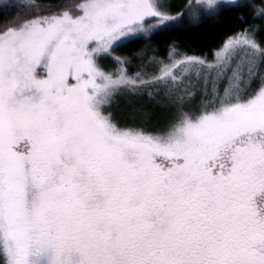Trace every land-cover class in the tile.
Segmentation results:
<instances>
[{"label":"snow or ice","instance_id":"obj_1","mask_svg":"<svg viewBox=\"0 0 264 264\" xmlns=\"http://www.w3.org/2000/svg\"><path fill=\"white\" fill-rule=\"evenodd\" d=\"M226 3L32 0L0 28V264H264L260 25L225 35L215 62L172 37L150 58L161 75L126 68L143 49L116 54ZM178 66L216 87L198 99ZM154 90L156 122L114 107Z\"/></svg>","mask_w":264,"mask_h":264},{"label":"trees","instance_id":"obj_2","mask_svg":"<svg viewBox=\"0 0 264 264\" xmlns=\"http://www.w3.org/2000/svg\"><path fill=\"white\" fill-rule=\"evenodd\" d=\"M73 1L52 0L53 3H61L64 6ZM185 2L186 0H170L172 11L182 10L181 6ZM191 2L195 3L194 0H191ZM256 7H264V0H238L233 4L226 3L219 10L218 15L205 12L198 20L195 18L190 19L186 15L179 25L156 31L150 39H139L131 47L118 48L116 54L131 55L132 52L143 49L147 52L146 59L157 55L163 56L165 55L166 43L172 37H175L180 50L186 51L189 55H206L211 60L225 35L230 34L231 31L237 28L255 25H260L256 35L264 43V20L257 16L254 11ZM20 14L19 4L5 7L0 5V28L4 27L5 24L16 21ZM241 16H243V19H240ZM135 57L136 55H133L131 61Z\"/></svg>","mask_w":264,"mask_h":264},{"label":"rangeland","instance_id":"obj_3","mask_svg":"<svg viewBox=\"0 0 264 264\" xmlns=\"http://www.w3.org/2000/svg\"><path fill=\"white\" fill-rule=\"evenodd\" d=\"M237 1L238 0H227V4H233ZM79 2L80 0H74L68 5H74ZM29 3H32V0H0V5L3 7L10 6L12 4H19L21 10L19 18L25 17L33 11V9H30L29 7L27 8L26 5ZM146 54L147 52L143 51L141 55H136L135 59H133L128 65H126V68L131 73L137 71L141 64H146L149 65L146 68L147 71L154 72L156 75H161L160 69L162 66L150 65V58L146 59ZM110 58L111 57L104 58L102 62L106 66H110L112 64V60ZM207 60L215 62V56L213 57V59L210 60L207 58ZM168 62L169 61L167 60L165 61V63ZM172 72L181 76V79L183 80V84L181 85L182 89L194 90L197 94L198 99L205 87H207L209 90H212L216 87V85L212 82L210 76L207 83H205V73L207 72V69L200 68L198 66H178L177 68L172 69ZM147 78L148 77H145V79ZM221 87H223V85H221ZM163 95V92L157 90L153 91V96L155 97V99L150 97L147 92H145L140 97H136L135 94H118L114 101V107L117 109V111H130L136 103H142L147 110H150L153 113V122H156L157 117L161 116V114L166 111L165 104L162 103Z\"/></svg>","mask_w":264,"mask_h":264}]
</instances>
